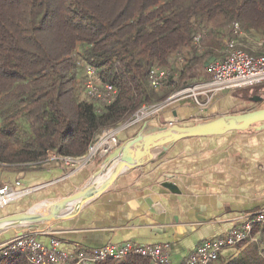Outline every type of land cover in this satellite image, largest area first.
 Returning a JSON list of instances; mask_svg holds the SVG:
<instances>
[{"label": "trees", "instance_id": "trees-1", "mask_svg": "<svg viewBox=\"0 0 264 264\" xmlns=\"http://www.w3.org/2000/svg\"><path fill=\"white\" fill-rule=\"evenodd\" d=\"M234 22L241 38L264 37V0H0V164L24 171L40 169L49 152L82 157L96 135L141 106L211 79L206 63L222 56ZM198 32L206 34L202 50ZM80 64L117 89L113 101L80 96ZM152 68L171 72L158 92L147 79ZM255 234L257 241L235 245L225 264H264V226L255 225ZM0 264L28 263L0 252ZM97 264L151 261L127 256Z\"/></svg>", "mask_w": 264, "mask_h": 264}, {"label": "crops", "instance_id": "crops-1", "mask_svg": "<svg viewBox=\"0 0 264 264\" xmlns=\"http://www.w3.org/2000/svg\"><path fill=\"white\" fill-rule=\"evenodd\" d=\"M244 38L238 41L247 48L245 42L251 39ZM252 48V53L263 50ZM263 91L264 87L251 86L222 92L204 107L191 97L172 99L157 116L129 127H115L117 146L134 136L144 122L159 126L186 124L206 115L246 112L242 109L248 104L264 102L259 96ZM242 92L259 96L260 100L243 96ZM108 153L88 151L79 163L72 164V169L56 157L40 169L18 171L0 164V186L19 181L15 188L21 192L0 212H19L72 193L100 170ZM163 181L172 183L174 191ZM263 208L264 128H251L177 141L166 151H156L141 166L123 169L106 190L73 214L0 231V246L25 233L36 235L44 244L58 241L59 247L66 250L95 249L111 243L168 244L169 259L175 263L204 240L225 235ZM237 252L235 247L225 248L211 264H225Z\"/></svg>", "mask_w": 264, "mask_h": 264}, {"label": "built area", "instance_id": "built-area-1", "mask_svg": "<svg viewBox=\"0 0 264 264\" xmlns=\"http://www.w3.org/2000/svg\"><path fill=\"white\" fill-rule=\"evenodd\" d=\"M231 34V38L224 43L222 56L208 63L212 72L211 79L199 80L185 86L163 102L141 106L121 126L129 127L143 119L157 116L162 107L172 99L191 97L198 106L204 107L219 93L264 83V37H260L256 42L263 49L262 52L253 55L240 47L238 38L244 34L237 22L233 23ZM205 36L203 32L195 34L194 41L198 50H202V40ZM84 74V90L90 99L103 103L114 100L117 89L112 84L101 81L94 66L86 65ZM170 74L169 69H150L147 79L151 88L155 92L162 90ZM114 129H103L96 135L88 151L100 149L106 154L114 149L118 144ZM49 157H56L65 164L79 163V159H82L61 157L53 152L48 153L47 160ZM19 184V181H15L13 184L5 183L0 186V208L20 196L21 192L15 188ZM255 225L264 226V208L251 213L246 220L231 228L225 235L204 240L183 260L175 263L169 259L168 244L111 243L95 249L66 250L59 247L58 241L51 240L49 244H44L36 235L30 233L20 234L4 243L0 246V252L4 255L11 252L19 253L28 264H97L107 259H122L127 256L146 257L150 259L151 264H211L223 249L234 247L244 241H257V234L253 235Z\"/></svg>", "mask_w": 264, "mask_h": 264}, {"label": "water", "instance_id": "water-1", "mask_svg": "<svg viewBox=\"0 0 264 264\" xmlns=\"http://www.w3.org/2000/svg\"><path fill=\"white\" fill-rule=\"evenodd\" d=\"M213 60L214 57L210 58L206 65ZM251 128H264V105L238 114L215 115L192 124L170 123L159 126L144 122L134 136L105 156L100 170L89 181L64 197L0 216V231L20 225H38L73 214L85 202L106 190L123 169L141 166L151 160L156 151H166L177 141L193 137L220 136L231 131H245ZM164 181L162 184L174 191L176 187Z\"/></svg>", "mask_w": 264, "mask_h": 264}, {"label": "rangeland", "instance_id": "rangeland-1", "mask_svg": "<svg viewBox=\"0 0 264 264\" xmlns=\"http://www.w3.org/2000/svg\"><path fill=\"white\" fill-rule=\"evenodd\" d=\"M252 40L250 41L249 40V42L247 43V42H245V44H246V46H247V49L249 50V51H254V49L252 48V47H259V45L256 43V46H255V44H254V42H255V40H256V38H251ZM254 44V45H253ZM253 50H252V49ZM260 48V47H259ZM223 50V49H222ZM221 50V51H222ZM220 51V52H221ZM219 52V53H220ZM221 54V53H220ZM80 66H81V68H80ZM80 66H79V72L80 73H78V75H77V79L79 80V81H81V84H82V88H81V95L80 96H82V97H84L85 96V90H84V79H85V74H84V68L85 67H83L82 66V64H80ZM255 86H258V87H264V83H261V84H259V85H255ZM178 91V90H177ZM176 92V91H175ZM174 93V92H173ZM243 96L245 95H250V94H248V92H242L241 93ZM251 96V95H250ZM86 97V96H85ZM249 97V96H248ZM264 104V102H262L261 104H252V103H250V104H248L244 109H242V110H245V111H248V110H250V109H254V108H257V107H259V106H262ZM210 117H212V116H210V115H206V116H204V117H202V118H197L195 121H192V122H189V123H186V124H192V123H194V122H197V121H199V120H202V119H206V118H210ZM145 120V119H144ZM124 122V121H123ZM122 122V123H123ZM122 123H120V124H122ZM119 124V125H120ZM118 126V125H117ZM51 155V154H50ZM48 157V156H47ZM50 158V157H49ZM51 159V158H50ZM60 163L62 164V162L60 161ZM72 164H75V163H68V164H64L65 165V167H69L70 169H72V167H73V165ZM5 207V206H4ZM34 207H37V206H34ZM3 208V207H2ZM1 214V216H3V215H6V214H9V213H11V211H6V210H3L2 212H0ZM18 227H22L21 225L20 226H18ZM3 231V230H2Z\"/></svg>", "mask_w": 264, "mask_h": 264}, {"label": "flooded vegetation", "instance_id": "flooded-vegetation-1", "mask_svg": "<svg viewBox=\"0 0 264 264\" xmlns=\"http://www.w3.org/2000/svg\"><path fill=\"white\" fill-rule=\"evenodd\" d=\"M259 96H260V98H261V97L264 98V91L261 92V94H260ZM259 96H258V97H257V96H249V98H251V99H255L256 97L259 98Z\"/></svg>", "mask_w": 264, "mask_h": 264}]
</instances>
